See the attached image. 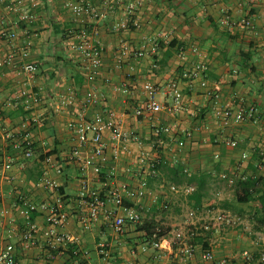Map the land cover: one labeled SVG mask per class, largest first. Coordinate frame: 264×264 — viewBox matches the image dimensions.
<instances>
[{"label":"crops","instance_id":"crops-1","mask_svg":"<svg viewBox=\"0 0 264 264\" xmlns=\"http://www.w3.org/2000/svg\"><path fill=\"white\" fill-rule=\"evenodd\" d=\"M17 1H0V31H16L19 46L29 39L33 46L28 59L18 54L0 68V158L12 161L9 170L0 167V210L10 208L9 221L2 224L0 219L5 236L0 247L12 243L19 264H176L174 231L190 221L213 223L226 213L234 223L219 224L197 238L195 255L181 264H264V200L242 204L232 195L256 169L264 183V0H139L133 16L127 12L129 0H119L115 11L97 23L75 17L66 0H24L23 9L36 15V21L25 22L13 10ZM117 22L126 26L114 32ZM79 26L96 30L94 39L104 52L93 84L87 81L81 54L68 49L66 31ZM124 46L129 51L119 62ZM6 51V41L0 40V54ZM24 61L39 64L33 78L21 70ZM198 62L207 65L203 77H183ZM173 80L182 90L178 110L172 109L175 101L167 90ZM125 81L127 94L120 90ZM146 83L159 87L162 112L138 115L146 101ZM25 90L39 95L38 106L27 107L20 96ZM91 90L100 101L86 105ZM225 107L235 113L243 109L246 120L226 123L217 115ZM108 112L115 113L125 136L115 141L104 130L106 149L98 160L102 174L89 169L87 178L89 188L103 196L110 185L123 182L131 190H146L143 196H125V207L138 213L140 222L129 224L123 234L115 232L104 214L89 226L81 222L87 213L80 184L83 160L71 159L77 142L73 125ZM187 131L191 138L184 135ZM26 135L33 141L30 158L15 147ZM233 140L238 142L235 148L228 144ZM92 149L84 146L82 157ZM161 155L170 168L181 164L194 181L172 183L169 172L140 165L142 157L154 163ZM43 179L56 181L57 187H46ZM173 184L181 190L173 191ZM188 186L195 187L200 204L193 192L184 191ZM58 202L69 216L59 229L69 243L48 260L43 206ZM30 204L37 205L32 223L39 232L36 244L27 246L21 234L31 221L26 214ZM113 208L109 203L107 209ZM156 230L163 235L161 248L148 236ZM205 250L214 253V262L203 259Z\"/></svg>","mask_w":264,"mask_h":264},{"label":"built area","instance_id":"built-area-1","mask_svg":"<svg viewBox=\"0 0 264 264\" xmlns=\"http://www.w3.org/2000/svg\"><path fill=\"white\" fill-rule=\"evenodd\" d=\"M1 1V0H0ZM119 0H102L100 4H95L92 0H66L65 6L68 8L75 17H88L97 23L105 18H107L111 13L115 11L116 4ZM260 1V0H259ZM24 0H18L14 3L13 10L20 14V18L25 22L36 21V15L29 10L23 9ZM139 0H129L127 6V12L130 16H133L137 6L139 5ZM33 7H37V4H33ZM134 25L137 23L133 20ZM243 23L250 25L251 22L243 20ZM126 24L121 22L114 23L113 31H118L124 28ZM264 29V27H263ZM68 37V49L72 52H77L81 54L84 68L86 69V78L90 84H93L98 78L100 70L104 63V52L103 48L98 41L94 39V33L96 30L90 31L86 26L71 27L67 29ZM0 40L6 41V53L4 55L0 54V68L11 64L16 55H20L22 60L28 59L30 56V49L33 46V40L29 39L24 46L18 45L19 35L16 31L7 33L0 31ZM129 51L128 46L123 47V54L119 58V62L122 61L123 56ZM143 53H139L138 56H142ZM207 65L204 62H198L193 65V68L186 71L183 77H203L204 73L207 71ZM21 70L30 77H34L38 70L39 64L35 61H24L21 66ZM206 82H203V86ZM122 93H129V83L127 81L123 82L120 86ZM144 90L147 93L146 101L144 107L138 111V115H142L146 112L159 113L165 109V106L157 101V94L159 92V87L153 85L152 83H146L144 85ZM167 90L170 96L173 97L175 104L172 109L178 110L180 108V103L182 99V90L179 81L173 80L167 85ZM21 98L24 99L28 108H34L38 106L41 102V98L34 91H23L21 92ZM1 97V89H0ZM98 95L91 90L85 99L86 105H94L99 102ZM255 109L251 108L249 111V116L254 115ZM217 115L222 117L226 123L233 120L234 122H243L246 120V115L243 109L238 112H233L231 108L225 107L217 111ZM30 124L38 123V120H29ZM76 133L77 142L72 149L71 159L83 160L82 173L83 176L80 180L81 184V197L83 198L87 213L81 218V222L85 226H89L91 223L97 221L99 217L104 214L106 218L111 223L115 232L118 234H123L129 224H138L140 222V216L133 210L125 207L124 199L126 195L130 197L143 196L146 194L144 188H136L134 190L130 189L128 183H119L110 185L109 192L106 196L101 195L99 192L89 188V182L87 178V172L92 170L98 175L102 174V167L98 160L104 158L106 141L104 138V130L109 129L111 131L112 139L115 141H120L124 138L125 134L123 132L122 124L115 119L114 112H108L107 116L98 115L90 120L82 119L80 122L73 125ZM164 131L168 134L172 133L171 127L164 128ZM186 138L192 137V132H184ZM92 145V154L87 157H82V148L86 145ZM228 144L235 148L238 146V142L233 140L228 142ZM32 145L33 141L26 135L21 142H16V148H23L24 156L30 158L32 156ZM180 146L185 145V141L179 142ZM247 154L243 155V159H247ZM140 165L143 167L145 165L150 168L154 167V164L149 162L145 157L140 159ZM0 167L5 170H9L12 167V161L3 160L0 158ZM262 169V166L260 167ZM110 178V177H109ZM222 178L224 180H229L233 183L234 180L229 178L227 174H223ZM42 183L46 187L56 188L57 182L49 179H43ZM109 183H113L109 181ZM171 189L175 192H179L181 189L175 185L171 186ZM195 190L194 186H188L184 188L186 193H192ZM109 203L114 204L115 208L107 209ZM62 203L58 202L55 205L43 206V209L47 211L46 223L48 224V229L43 232L46 240L47 248V259L51 260L54 258L53 252L58 250L61 246H67L69 240L65 235H63L59 229L64 227L68 221V214L63 210ZM37 210L36 204H30L26 209V214L30 220V213ZM10 213V208L2 206L0 210V219L2 224L8 222L6 219ZM192 216L194 213L191 214ZM233 220L228 214L222 213L214 220L213 223H199L196 221H190L184 224L182 227L177 228L173 233V244L177 250V258L175 260L176 264H181L182 262H187L192 259L196 252V239L203 236L206 232L212 230L213 227H217L219 224H233ZM38 228L31 221L28 222L27 229L21 234V240L27 246L36 244L38 237ZM160 230H156L153 234L152 244L156 248H161L163 239L159 236ZM5 241V236L0 234V245ZM203 259L208 262L215 261V255L211 250H205L203 252ZM264 260V258H263ZM225 262V261H223ZM0 264H19L15 255V247L12 243H7L0 247Z\"/></svg>","mask_w":264,"mask_h":264},{"label":"trees","instance_id":"trees-1","mask_svg":"<svg viewBox=\"0 0 264 264\" xmlns=\"http://www.w3.org/2000/svg\"><path fill=\"white\" fill-rule=\"evenodd\" d=\"M53 152L48 153L46 156H51ZM154 167L152 168L153 172L163 170L166 174V172H169L168 177L171 179L172 183L183 182L185 179L186 181H194V177H189L187 172L185 171L184 167L181 164H175L173 167H169L168 161L164 156H160L159 159L153 163ZM257 169L254 170V173L249 176L245 177L240 182V188L237 190V201L239 203L245 204L249 203L254 199H257L258 197H261L264 200V183L263 178L258 177ZM174 185V184H173ZM196 191V190H194ZM197 192H193L192 196L196 203H201V197L196 196ZM31 222L34 219V212L31 213L30 216ZM153 233H149L148 236L150 237V240L153 239ZM160 237L163 235L160 233Z\"/></svg>","mask_w":264,"mask_h":264},{"label":"rangeland","instance_id":"rangeland-1","mask_svg":"<svg viewBox=\"0 0 264 264\" xmlns=\"http://www.w3.org/2000/svg\"><path fill=\"white\" fill-rule=\"evenodd\" d=\"M233 194H234V195H236V193H235V192H234V193L232 192V195H233ZM187 211H189V210L187 209Z\"/></svg>","mask_w":264,"mask_h":264}]
</instances>
